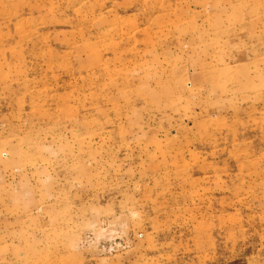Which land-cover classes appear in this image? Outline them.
Here are the masks:
<instances>
[{"label":"rangeland","instance_id":"obj_1","mask_svg":"<svg viewBox=\"0 0 264 264\" xmlns=\"http://www.w3.org/2000/svg\"><path fill=\"white\" fill-rule=\"evenodd\" d=\"M0 264H264V0H0Z\"/></svg>","mask_w":264,"mask_h":264}]
</instances>
